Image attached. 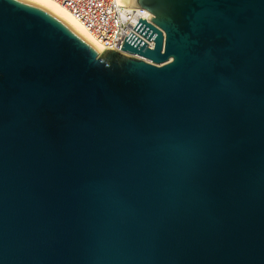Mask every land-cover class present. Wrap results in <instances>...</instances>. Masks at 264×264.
<instances>
[{
	"label": "water",
	"instance_id": "obj_1",
	"mask_svg": "<svg viewBox=\"0 0 264 264\" xmlns=\"http://www.w3.org/2000/svg\"><path fill=\"white\" fill-rule=\"evenodd\" d=\"M132 7L99 53L0 0V264H264V0Z\"/></svg>",
	"mask_w": 264,
	"mask_h": 264
},
{
	"label": "built area",
	"instance_id": "obj_2",
	"mask_svg": "<svg viewBox=\"0 0 264 264\" xmlns=\"http://www.w3.org/2000/svg\"><path fill=\"white\" fill-rule=\"evenodd\" d=\"M64 5L73 16L91 33L94 39L103 47L114 48L119 52L125 37L134 33L148 43L149 48H154V40H148L135 29L141 18L152 23L149 16H153L145 8L132 7L119 0H57ZM134 57L144 59L139 54ZM150 62V61H149Z\"/></svg>",
	"mask_w": 264,
	"mask_h": 264
},
{
	"label": "bare ground",
	"instance_id": "obj_3",
	"mask_svg": "<svg viewBox=\"0 0 264 264\" xmlns=\"http://www.w3.org/2000/svg\"><path fill=\"white\" fill-rule=\"evenodd\" d=\"M47 10L57 15L58 17L64 19L78 29L82 34H84L88 39L91 40L93 45L96 47L99 53L103 51V47L94 39L91 33L77 20L73 14L57 0H29ZM120 2L132 5V0H119Z\"/></svg>",
	"mask_w": 264,
	"mask_h": 264
}]
</instances>
